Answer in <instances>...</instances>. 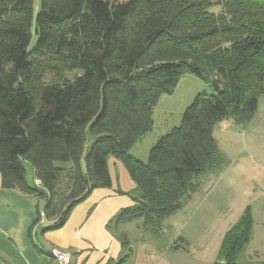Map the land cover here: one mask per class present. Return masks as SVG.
<instances>
[{
    "label": "trees",
    "instance_id": "trees-1",
    "mask_svg": "<svg viewBox=\"0 0 264 264\" xmlns=\"http://www.w3.org/2000/svg\"><path fill=\"white\" fill-rule=\"evenodd\" d=\"M33 3L0 0L1 188L42 200L35 223L43 218L42 231L56 230L92 190L111 185L113 156L135 183L117 190L133 203L106 223L120 240L122 264L131 248L119 225L142 219L159 236L197 179L225 163L215 125L254 116L264 94V0H39L36 13ZM184 74L213 92L198 93L143 162L130 150ZM24 162L38 183L27 180ZM252 227L246 207L213 264H237Z\"/></svg>",
    "mask_w": 264,
    "mask_h": 264
},
{
    "label": "rangeland",
    "instance_id": "rangeland-1",
    "mask_svg": "<svg viewBox=\"0 0 264 264\" xmlns=\"http://www.w3.org/2000/svg\"><path fill=\"white\" fill-rule=\"evenodd\" d=\"M33 7L36 13L39 0H34ZM210 10L218 12L219 7ZM35 40L33 36L31 44ZM74 73L66 76L72 77ZM44 77L48 81L52 75L46 72ZM212 92L200 78L192 74L181 76L171 94L160 96L153 109L152 129L130 153L146 162L158 138L180 125L184 110L195 96ZM213 136L225 155V163L197 179L199 187L177 212L164 218L159 236L145 231L142 219L119 225L117 230L127 234L131 248L130 256L122 264H213L224 233L246 207L253 218L252 235L237 264H264V94L259 95L249 122L236 124L226 119L215 125ZM90 144L91 141L87 147ZM24 165L27 179L32 182V166L28 162ZM55 165L70 166L65 162ZM121 182L125 184V180ZM39 202L42 206L43 201Z\"/></svg>",
    "mask_w": 264,
    "mask_h": 264
},
{
    "label": "crops",
    "instance_id": "crops-1",
    "mask_svg": "<svg viewBox=\"0 0 264 264\" xmlns=\"http://www.w3.org/2000/svg\"><path fill=\"white\" fill-rule=\"evenodd\" d=\"M112 158L107 159L111 185L92 190L56 230L42 231L49 223L43 218L35 223L38 210L42 214L40 200L17 190H3L0 178V264H49V251L53 247L71 254L69 264H116L123 250L119 238L107 230L106 223L121 208L133 203L127 194L117 190L132 191L135 183L123 164L118 160L122 167ZM121 179L125 180L124 185ZM32 182L38 183L34 174Z\"/></svg>",
    "mask_w": 264,
    "mask_h": 264
},
{
    "label": "built area",
    "instance_id": "built-area-1",
    "mask_svg": "<svg viewBox=\"0 0 264 264\" xmlns=\"http://www.w3.org/2000/svg\"><path fill=\"white\" fill-rule=\"evenodd\" d=\"M49 256V264H69L71 260V254L68 251L56 247L50 249Z\"/></svg>",
    "mask_w": 264,
    "mask_h": 264
}]
</instances>
